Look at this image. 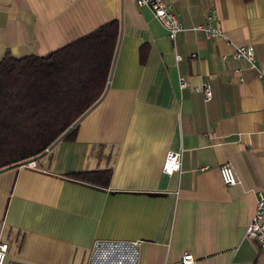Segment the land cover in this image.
Masks as SVG:
<instances>
[{"label":"crops","instance_id":"crops-1","mask_svg":"<svg viewBox=\"0 0 264 264\" xmlns=\"http://www.w3.org/2000/svg\"><path fill=\"white\" fill-rule=\"evenodd\" d=\"M166 1L183 26L174 40L135 0H0V60L120 22L109 84L74 135L0 171L4 264H90L103 240L131 242L136 264H180L186 251L188 264H264L245 235L264 191V0ZM210 10L223 36L200 27ZM247 44L256 67L232 55ZM170 150L181 166L166 173ZM83 170L109 174H71Z\"/></svg>","mask_w":264,"mask_h":264},{"label":"trees","instance_id":"trees-1","mask_svg":"<svg viewBox=\"0 0 264 264\" xmlns=\"http://www.w3.org/2000/svg\"><path fill=\"white\" fill-rule=\"evenodd\" d=\"M119 36L120 22L113 19L48 54L2 57L0 171L37 159L74 135L105 93ZM71 174L106 182L109 171ZM90 264H136V249L127 241H99Z\"/></svg>","mask_w":264,"mask_h":264},{"label":"built area","instance_id":"built-area-1","mask_svg":"<svg viewBox=\"0 0 264 264\" xmlns=\"http://www.w3.org/2000/svg\"><path fill=\"white\" fill-rule=\"evenodd\" d=\"M138 6H146L152 10L154 17L165 27L167 35L170 39L174 40L177 33L183 29V26L173 10L170 3L166 0H135ZM208 36L219 37L223 36V32L215 21V12L210 10L207 14V21L204 25L200 26ZM194 55V54H193ZM232 55L235 58H244L248 61L250 67H256L255 53L252 44L235 46ZM177 59L181 55L175 54ZM185 81L180 78V85H184ZM205 98L211 96L210 87L205 84L203 86ZM28 163L35 165V160ZM181 166L180 151L170 150L167 152L162 169L166 173H172L179 170ZM219 171L223 182L226 185H232L236 181L235 172L233 167L228 163H223L219 166ZM245 235L248 238L256 239L260 247L264 248V191L258 193L254 214L251 221L246 227ZM8 252L7 242L0 241V264H4ZM193 254L190 251L184 252L180 257V264H188L193 261Z\"/></svg>","mask_w":264,"mask_h":264},{"label":"water","instance_id":"water-1","mask_svg":"<svg viewBox=\"0 0 264 264\" xmlns=\"http://www.w3.org/2000/svg\"><path fill=\"white\" fill-rule=\"evenodd\" d=\"M108 84H109V82H107V85H108ZM69 129H70V128H68V130H69ZM49 148H50V147H49ZM49 148H48V149H49ZM48 149H46V151H47ZM46 151H45V152H46ZM32 160H35V159L28 160L27 162L32 161Z\"/></svg>","mask_w":264,"mask_h":264}]
</instances>
